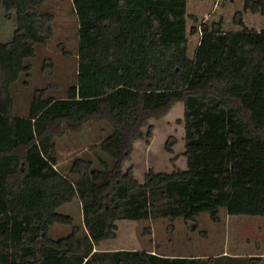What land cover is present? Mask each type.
Returning a JSON list of instances; mask_svg holds the SVG:
<instances>
[{
	"label": "trees",
	"instance_id": "1",
	"mask_svg": "<svg viewBox=\"0 0 264 264\" xmlns=\"http://www.w3.org/2000/svg\"><path fill=\"white\" fill-rule=\"evenodd\" d=\"M47 1L0 0L7 18L17 21L12 39L0 41V264H264V256L253 255L97 249L117 236L121 219L182 216L196 230L204 211L216 222L221 208L264 216V28L248 27L240 12L239 30L203 22L190 57L188 0H72L77 81L66 97L37 90L21 116L11 87L31 70L27 59L36 45L52 35L54 14L42 10ZM244 7L264 15V0H245ZM178 102L187 165L151 167L139 180L134 166L126 167L134 145L149 139L151 121ZM89 121L113 127L102 148L114 163L95 168L76 158L73 179L56 166L55 137ZM76 198L82 223L58 211ZM55 223L71 231L54 238Z\"/></svg>",
	"mask_w": 264,
	"mask_h": 264
},
{
	"label": "rangeland",
	"instance_id": "2",
	"mask_svg": "<svg viewBox=\"0 0 264 264\" xmlns=\"http://www.w3.org/2000/svg\"><path fill=\"white\" fill-rule=\"evenodd\" d=\"M244 4L245 0H188V55L193 57L195 54L203 22L209 25L221 22L225 31L239 30L242 25L236 24L235 19L240 12L238 17H242L248 27L263 29L264 15L246 10ZM42 10L54 14L52 35L46 43L36 45V55L27 59L31 70L23 73L11 87L14 112L21 116L29 114L37 90L42 89L45 97H66L70 86L77 81L79 22L73 1L48 0ZM16 27V19L7 18L0 5V41L11 40ZM193 27L198 31L192 32ZM151 122L154 124L153 135L136 141L132 157L126 163V167L134 166L139 180L144 179L145 172L151 167L172 171L187 165L183 103L178 102L163 118ZM112 132L113 127L107 121H89L79 132L67 129L63 135L56 136L57 168L76 179L78 176L70 173L76 158L91 160L95 168H102L103 161L112 165L114 158L102 148V141ZM167 142L171 143V151L166 147ZM58 211L72 215L76 223L83 222L77 198L63 204ZM219 216L220 221L216 222L208 211L202 212L197 217L196 230L182 216L174 221L164 217L121 219L117 221V236L105 240L101 247L151 249L159 253L202 257L223 253L264 256V216L231 215L225 208L220 209ZM70 231L71 226L63 223L50 227L54 238Z\"/></svg>",
	"mask_w": 264,
	"mask_h": 264
},
{
	"label": "crops",
	"instance_id": "3",
	"mask_svg": "<svg viewBox=\"0 0 264 264\" xmlns=\"http://www.w3.org/2000/svg\"><path fill=\"white\" fill-rule=\"evenodd\" d=\"M199 44V43H198ZM105 240L101 241L99 245H97V249H100V250H118V249H128V248H110V247H101V244L104 242ZM140 250V249H139ZM142 250V249H141ZM149 251H152V252H156L154 250H149ZM159 253V252H157ZM159 254H166V253H159ZM167 255H172V254H167Z\"/></svg>",
	"mask_w": 264,
	"mask_h": 264
}]
</instances>
